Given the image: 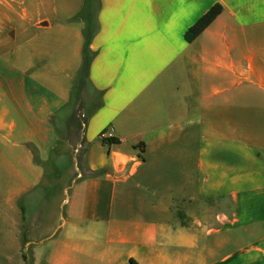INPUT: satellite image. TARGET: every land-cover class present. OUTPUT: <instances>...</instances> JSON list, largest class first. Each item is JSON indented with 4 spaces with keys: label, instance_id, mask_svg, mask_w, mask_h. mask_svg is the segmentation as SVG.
Here are the masks:
<instances>
[{
    "label": "crops",
    "instance_id": "crops-1",
    "mask_svg": "<svg viewBox=\"0 0 264 264\" xmlns=\"http://www.w3.org/2000/svg\"><path fill=\"white\" fill-rule=\"evenodd\" d=\"M85 39L75 173L33 225ZM0 46L4 261L264 264V0H0Z\"/></svg>",
    "mask_w": 264,
    "mask_h": 264
},
{
    "label": "rangeland",
    "instance_id": "rangeland-1",
    "mask_svg": "<svg viewBox=\"0 0 264 264\" xmlns=\"http://www.w3.org/2000/svg\"><path fill=\"white\" fill-rule=\"evenodd\" d=\"M11 42L13 43L16 41ZM2 53H6V49L0 46V54ZM82 90L84 89L82 88ZM74 104L72 107L70 106V108H66L63 111L65 119L69 121L68 126H63L61 128V133L53 148L51 156L44 163L43 180L35 191L36 198L34 201L27 203L28 205H26L24 210L25 217L27 221L31 220V224L35 223L34 217H36V215L38 218L36 225L43 221V224L48 225L49 228L52 229L59 223L62 211L60 202L65 196L64 188L70 183L76 168V144L79 140L75 141L77 138L74 135L79 131L81 126L79 123H74L73 120L80 119V116L84 113L82 105ZM40 195L43 201L39 198ZM44 201H46V203ZM178 210L180 209L178 208ZM28 223L29 222L25 221V224ZM239 233H241V231L233 230L229 234L231 237H234ZM59 235L62 236V230ZM243 241L247 243L251 241V239L244 236ZM41 250V252L46 251V247L42 245ZM2 253V250H0V264H9L7 261H4Z\"/></svg>",
    "mask_w": 264,
    "mask_h": 264
},
{
    "label": "trees",
    "instance_id": "trees-1",
    "mask_svg": "<svg viewBox=\"0 0 264 264\" xmlns=\"http://www.w3.org/2000/svg\"><path fill=\"white\" fill-rule=\"evenodd\" d=\"M222 11L220 4H214L210 7L204 14H202L190 27H188L184 32V39L187 42L195 39ZM92 60V53L88 51V42L85 39L83 43V60L80 69L74 76L71 96L69 102L65 105V108H70L79 98V92L81 85L87 79L88 67ZM55 125L57 124L56 119H54ZM101 142L105 146L110 144H115L117 141L115 138H105L101 139ZM135 147H139L138 155L143 160L144 159V146L143 143L137 144ZM132 262V261H131Z\"/></svg>",
    "mask_w": 264,
    "mask_h": 264
},
{
    "label": "built area",
    "instance_id": "built-area-1",
    "mask_svg": "<svg viewBox=\"0 0 264 264\" xmlns=\"http://www.w3.org/2000/svg\"><path fill=\"white\" fill-rule=\"evenodd\" d=\"M83 116H81V118H82ZM100 138L102 139H105V138H112V132L110 131V132H103V133H101L100 134Z\"/></svg>",
    "mask_w": 264,
    "mask_h": 264
}]
</instances>
